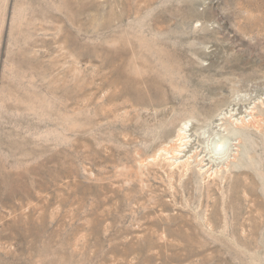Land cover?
<instances>
[{"label": "rangeland", "instance_id": "rangeland-1", "mask_svg": "<svg viewBox=\"0 0 264 264\" xmlns=\"http://www.w3.org/2000/svg\"><path fill=\"white\" fill-rule=\"evenodd\" d=\"M0 264H264V0H0Z\"/></svg>", "mask_w": 264, "mask_h": 264}, {"label": "bare ground", "instance_id": "bare-ground-1", "mask_svg": "<svg viewBox=\"0 0 264 264\" xmlns=\"http://www.w3.org/2000/svg\"><path fill=\"white\" fill-rule=\"evenodd\" d=\"M235 98L236 97H234V99ZM233 101L234 102H231L230 104H228L225 109H223V110L219 109L221 111H219V113H217L213 118L208 117L210 119L206 120L204 122V125L201 127L194 126L192 124V122L189 121V119L186 121L183 120L184 122L182 124H180V127L177 130V133H174V135L176 134L175 138L172 140L170 139L171 142H170V144L167 145V146H169L168 149L167 150L164 149V150H166V155H169L168 157L171 159L170 160L171 164H176V165L179 164V165L184 166V167H189L190 162H194L197 166H199V167H197L198 169L196 168L198 171V174L199 173L203 174L207 170H211L213 166L215 167V169L213 168V171H215V170L218 171V169H220V167L223 168V166H224V169H225V168H229L231 165L236 164L235 161H236V159H238L237 157H239L238 156V153H239L238 149L240 146L241 136L238 138H235V135H234L233 138L235 141L233 143L231 142L225 151H222V152H224L223 154L222 153L219 154L218 152L224 148V144H223L224 141L223 142L219 141L220 146H218V147L214 146L216 148L211 149V150L207 149L208 143L206 144V142H205L203 144L201 141V136L209 139L210 135L217 134L218 131H220V130L225 131V132L226 131L233 132L234 129L236 130L237 128H241V127L243 128L244 124L248 123L249 120L253 118V116H254L253 109L255 108L254 106H247L245 104L246 107L244 108V110H240L239 104L235 103L236 100H233ZM249 105H251V104H249ZM252 105H253V103H252ZM216 110L218 111V109H216ZM201 114H203V112ZM213 114H214V112H213ZM209 116H211V115H209ZM206 118H207V116H206ZM201 121H202V119L199 122H201ZM251 124H253V123H251ZM209 132L212 134H210ZM219 135H220V133H219ZM221 136H223V135H221ZM218 137H220V136H218ZM218 137H216V138H218ZM214 138H215V136H214ZM218 143H217V145H218ZM210 145L211 144L209 143V146ZM216 168H218V169H216ZM186 171H184V173ZM188 172H191V171H188Z\"/></svg>", "mask_w": 264, "mask_h": 264}]
</instances>
